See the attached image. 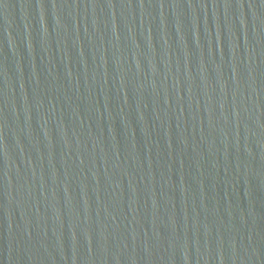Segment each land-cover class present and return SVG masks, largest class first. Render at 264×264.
<instances>
[{
	"label": "water",
	"instance_id": "obj_1",
	"mask_svg": "<svg viewBox=\"0 0 264 264\" xmlns=\"http://www.w3.org/2000/svg\"><path fill=\"white\" fill-rule=\"evenodd\" d=\"M0 264H264V0H0Z\"/></svg>",
	"mask_w": 264,
	"mask_h": 264
}]
</instances>
